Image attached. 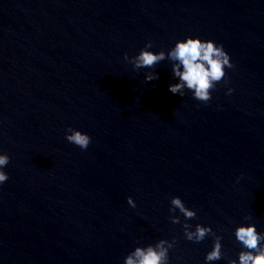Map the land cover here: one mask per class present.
Segmentation results:
<instances>
[{
  "label": "water",
  "instance_id": "water-1",
  "mask_svg": "<svg viewBox=\"0 0 264 264\" xmlns=\"http://www.w3.org/2000/svg\"><path fill=\"white\" fill-rule=\"evenodd\" d=\"M193 35L233 65L206 104L167 90V60L124 59ZM0 152V264H122L160 239L169 264H204L212 238L185 222L235 259V226L264 231V0H0ZM173 196L196 216L172 224Z\"/></svg>",
  "mask_w": 264,
  "mask_h": 264
},
{
  "label": "clouds",
  "instance_id": "clouds-1",
  "mask_svg": "<svg viewBox=\"0 0 264 264\" xmlns=\"http://www.w3.org/2000/svg\"><path fill=\"white\" fill-rule=\"evenodd\" d=\"M152 43L146 42L139 50L138 54L129 57L126 53L124 59L131 64L133 71L142 68L152 69L159 62L167 60L170 65V73L174 83H169L167 90L173 95L184 97L185 92H189L191 97L201 103H207L211 99V93L216 85L223 80L226 86V69H232L230 57L223 46L211 39H201L199 36H185L182 40H176L174 44L165 52L159 50L153 52ZM158 79V74L147 71L144 74V81ZM233 88L226 87L225 95H230ZM64 139L66 142L78 147L81 151L87 149L91 138L87 133L67 127L65 128ZM9 163V156L0 152V184H3L8 176L3 170ZM239 178H237L238 182ZM129 207H135L131 197H126ZM168 212L178 213L170 215L169 220L172 224L181 223L180 217L184 221L196 216L195 210L185 206L183 201L173 196L169 201ZM244 220H250L245 216ZM182 232L186 240L199 243L206 236L212 238L210 250L204 255V264H214L221 259L226 260L222 253V237L213 232L210 226H202L197 223L194 226L182 223ZM232 235L239 245L240 250L236 258H228L226 264H264V231H257L253 223H240L234 227ZM172 242L164 239L157 240L154 244L136 246L129 251L122 260V264H169L168 252L173 247Z\"/></svg>",
  "mask_w": 264,
  "mask_h": 264
}]
</instances>
